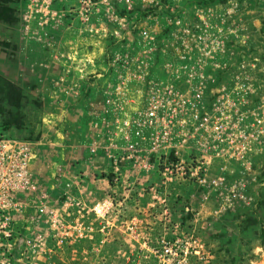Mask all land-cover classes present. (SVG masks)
I'll list each match as a JSON object with an SVG mask.
<instances>
[{
  "label": "rangeland",
  "instance_id": "obj_1",
  "mask_svg": "<svg viewBox=\"0 0 264 264\" xmlns=\"http://www.w3.org/2000/svg\"><path fill=\"white\" fill-rule=\"evenodd\" d=\"M93 1V14L83 0L0 3L14 8L0 17V75L33 95L22 110L27 123L6 131L0 113V133L31 149L38 187L18 197V235L0 264L176 263L157 256L163 240L183 235L200 252L189 264H264V0ZM146 25L158 33L155 59L139 47L136 26ZM168 47L176 56L157 58ZM184 55L212 76V99L235 86L240 97L225 114L234 125L218 121L230 127L209 172L223 177L221 187L164 184L150 129L135 138L155 79L190 96ZM204 99L208 106L207 90ZM187 123L176 129L178 144L188 141L174 161L196 155L207 134L192 138L195 123Z\"/></svg>",
  "mask_w": 264,
  "mask_h": 264
},
{
  "label": "built area",
  "instance_id": "obj_2",
  "mask_svg": "<svg viewBox=\"0 0 264 264\" xmlns=\"http://www.w3.org/2000/svg\"><path fill=\"white\" fill-rule=\"evenodd\" d=\"M83 1L89 7L88 12L93 14L95 2L93 0ZM83 23L89 24V18L86 17ZM136 27L138 28L137 34H139L137 37H139L141 43L139 47H141L142 53H149L151 59H155L158 33L148 28L147 25L141 30L138 26ZM163 40L166 39L163 38ZM147 47H150L149 51ZM170 52L172 51L168 47L166 53L163 52V54H159L158 56L161 58L165 56V60L167 61L176 56ZM181 60L184 65L183 69L186 71L185 81L187 92L190 93V96H186V88L184 90L180 89L171 79L167 82H160V80L155 79L156 85L149 91L147 108L134 121V126L137 129L135 138L139 139L140 137V127H143L145 130L150 129V137L153 139V155L157 157V165L162 174L161 178L166 180L164 184L168 181L171 182L173 179L180 180L184 178L202 187H209L211 185L221 187L220 184L224 182L223 177L219 176L217 179L215 175H211L209 172L213 170L214 160L223 156L219 148L220 144L224 141V132H227L230 128L229 126L220 127L218 125L220 116L224 115V120H229L228 122H232V125H234L233 119L225 117V114L228 108L235 106L228 109L227 112L229 113L238 106L236 103L237 99L240 100V97L237 94V87L235 86L230 93L225 91L227 88H222L221 90L225 93L220 97L218 95L217 97L219 98L214 100L216 97L212 99V89L206 83V80L209 79V84H211L213 81L212 76L206 74V78L205 73L200 69L202 66L196 67V63H194L193 58L190 56L187 58L184 55ZM173 66V63L166 62L164 64L165 72L171 75V72L174 71ZM154 75L156 74L154 73ZM156 76L160 75L157 74ZM169 78L171 77L169 76ZM197 78H200V80L196 81ZM205 90H207L208 106L204 99ZM227 91H230V89ZM212 102H214L213 105ZM200 105L203 110L199 109ZM210 106L212 108H209ZM211 109L214 111H209ZM242 118L244 119L245 117ZM188 120L195 123L192 128L194 131L192 138L196 137L200 130L205 131L207 134H205L204 139H196L200 143V151L196 155L186 156L174 161L172 157L174 150H176L174 153L177 155L181 147L179 144L188 141L185 136V138L182 137V141L178 144L179 135L177 134V137H174L176 129L181 127V125H187ZM125 124L133 125L129 121H125ZM124 131L123 128L121 132ZM242 132L243 130H240L239 135H237L240 136ZM186 135L188 134L186 133ZM133 137L129 134H126V136L123 134L121 138L122 140L127 139L131 141L134 139ZM239 142V137L236 136V143ZM16 143L6 137V135L0 134V240H2L0 241V251L13 246L10 238L17 232L15 223H13L14 219H16L14 214L16 211H22L23 209V205L19 202L18 197L21 195H34L38 190L37 185L31 179L30 167L33 158L31 149L24 145V143ZM135 144L138 145V142ZM131 147L135 149V145H131ZM234 149H238V146L234 147ZM152 167H154V164L153 166L150 165V169ZM151 187L153 186L151 185ZM222 191L221 194L223 195ZM40 210L44 212L45 208H41ZM96 212L99 214V211ZM57 221H59L58 215H55L54 222L56 223ZM109 222L107 220V224ZM192 238L193 236H190L189 240L195 242ZM188 243L186 235H183L182 238L178 237L171 242L163 240V249L160 251L164 252V254L158 255L157 259L160 258L163 261L165 258L170 259L172 256L176 259V263L165 262L166 264H189L191 254L200 252L196 249L197 245L192 246V244ZM2 264H4V261H2Z\"/></svg>",
  "mask_w": 264,
  "mask_h": 264
},
{
  "label": "trees",
  "instance_id": "obj_3",
  "mask_svg": "<svg viewBox=\"0 0 264 264\" xmlns=\"http://www.w3.org/2000/svg\"><path fill=\"white\" fill-rule=\"evenodd\" d=\"M5 1L6 0H0V3ZM13 9V7L4 6V8L0 10V17L4 12V18L5 16H8L9 13L12 14ZM154 77L157 78L156 75H154ZM29 93L25 92L22 87L15 85L13 81L0 75V113L2 114L4 121L2 129L8 131L13 129V127H20L22 124L27 123L25 121L26 116L22 110L26 103L30 101L31 96L33 97V95ZM36 102L40 103L37 99ZM1 132L4 131L1 130ZM16 235H18V233L15 232L10 240L14 241Z\"/></svg>",
  "mask_w": 264,
  "mask_h": 264
},
{
  "label": "crops",
  "instance_id": "obj_4",
  "mask_svg": "<svg viewBox=\"0 0 264 264\" xmlns=\"http://www.w3.org/2000/svg\"><path fill=\"white\" fill-rule=\"evenodd\" d=\"M153 170V169H152ZM158 172V171H157ZM157 172L154 170L152 171V177H156L157 176ZM187 198H191L190 195Z\"/></svg>",
  "mask_w": 264,
  "mask_h": 264
},
{
  "label": "bare ground",
  "instance_id": "obj_5",
  "mask_svg": "<svg viewBox=\"0 0 264 264\" xmlns=\"http://www.w3.org/2000/svg\"><path fill=\"white\" fill-rule=\"evenodd\" d=\"M128 76H130V75H128ZM130 77H131V76H130ZM50 210H51V211H53V210H54V208H51Z\"/></svg>",
  "mask_w": 264,
  "mask_h": 264
},
{
  "label": "clouds",
  "instance_id": "obj_6",
  "mask_svg": "<svg viewBox=\"0 0 264 264\" xmlns=\"http://www.w3.org/2000/svg\"><path fill=\"white\" fill-rule=\"evenodd\" d=\"M159 57V56H158ZM216 164V163H215ZM215 164H214V166H215Z\"/></svg>",
  "mask_w": 264,
  "mask_h": 264
}]
</instances>
